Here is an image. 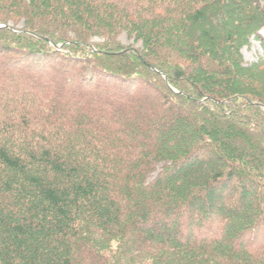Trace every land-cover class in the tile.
<instances>
[{
	"label": "trees",
	"instance_id": "trees-1",
	"mask_svg": "<svg viewBox=\"0 0 264 264\" xmlns=\"http://www.w3.org/2000/svg\"><path fill=\"white\" fill-rule=\"evenodd\" d=\"M262 31L264 0H0V264H264Z\"/></svg>",
	"mask_w": 264,
	"mask_h": 264
},
{
	"label": "rangeland",
	"instance_id": "rangeland-1",
	"mask_svg": "<svg viewBox=\"0 0 264 264\" xmlns=\"http://www.w3.org/2000/svg\"><path fill=\"white\" fill-rule=\"evenodd\" d=\"M260 35L264 38V31H262ZM120 40L123 41L127 45H131V44L134 43L133 41L129 40L126 37V35L121 36ZM242 53H243L246 65L255 64V63L259 62L260 60L264 61V50H263V47H262L261 40L255 38V37L251 38L250 45L248 47H245L243 49ZM175 138L178 139V140H183L184 137L182 135L181 136L180 135H175ZM195 236L200 237L198 234L195 235ZM249 241H250V237L248 236V238H246L244 243L248 244ZM263 244L264 243H261V244H259V246H263Z\"/></svg>",
	"mask_w": 264,
	"mask_h": 264
}]
</instances>
